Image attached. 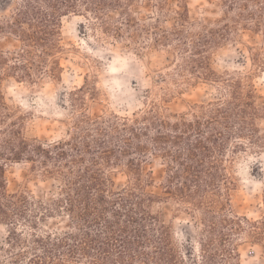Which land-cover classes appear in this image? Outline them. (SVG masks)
Returning <instances> with one entry per match:
<instances>
[{
	"label": "trees",
	"instance_id": "16d2710c",
	"mask_svg": "<svg viewBox=\"0 0 264 264\" xmlns=\"http://www.w3.org/2000/svg\"><path fill=\"white\" fill-rule=\"evenodd\" d=\"M177 1L174 8L170 0H15L0 18V224L7 227L0 264H238L242 241L264 242V213L250 219L233 209L236 181L228 168L238 152L264 148V102L249 74L212 68L225 42L247 30L264 37V0H221L224 12L214 22L192 20L187 2ZM69 14L85 15L136 50H166L175 84L208 82L219 96L174 114L166 105L172 92L161 88L159 99L148 90L133 116L90 114L85 95L95 90L84 85L72 92L76 116L68 139L27 137L25 116L8 103L3 84L61 77ZM3 39L18 44L6 50ZM248 50L262 70L264 38ZM152 158L164 166V196L148 190ZM16 162L30 163L56 189L9 193L6 168ZM118 168L128 171L122 188L112 177ZM163 198L196 219L197 250L183 251L154 210Z\"/></svg>",
	"mask_w": 264,
	"mask_h": 264
},
{
	"label": "rangeland",
	"instance_id": "374dc122",
	"mask_svg": "<svg viewBox=\"0 0 264 264\" xmlns=\"http://www.w3.org/2000/svg\"><path fill=\"white\" fill-rule=\"evenodd\" d=\"M15 0H0V18L10 15ZM194 21L214 22L221 18L224 7L221 0H184ZM177 0L170 4L177 8ZM143 13L149 10L143 8ZM60 78H44L37 84L18 82L13 78L3 84L8 103L19 108L25 116V133L29 138L44 142H56L70 137L74 131V109L72 92L82 86L93 87L94 95L87 93L86 112L90 114H118L133 116L145 107L147 91L152 90L158 99L161 88L172 92L166 104L174 114L188 112L196 104H203L219 96L216 85L199 81L193 84H175L170 67L172 57L166 50H136L127 41L116 40L94 27L85 15L69 14L62 24ZM263 35L245 31L237 40L225 42L212 55V68L218 73L242 72L249 74L257 88L259 103L264 102V68L253 66L248 46L261 42ZM6 50H13L18 44L12 39H3ZM167 80L164 81L163 78ZM83 110V109H82ZM264 126V120H260ZM151 176L152 185L148 190L164 196L161 183L164 166L160 158H152L145 166ZM230 173L236 181L232 191L234 211L250 219H257L264 213V148L238 152L228 162ZM116 188L128 182L126 168H118L112 173ZM9 193L28 190L43 195L56 189L53 179L45 180L33 172L31 164L11 163L6 168ZM154 210L162 214L172 226L175 239L181 249H198V229L196 219L185 206L174 199H160ZM61 220L50 221L56 224ZM7 235V227L0 224V244ZM238 264H264V242L253 243L244 240L239 246ZM86 264V263H73Z\"/></svg>",
	"mask_w": 264,
	"mask_h": 264
}]
</instances>
